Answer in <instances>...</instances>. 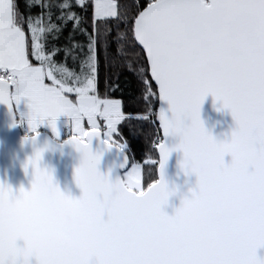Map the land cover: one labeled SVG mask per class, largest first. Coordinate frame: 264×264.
Masks as SVG:
<instances>
[{
	"label": "snow or ice",
	"instance_id": "snow-or-ice-1",
	"mask_svg": "<svg viewBox=\"0 0 264 264\" xmlns=\"http://www.w3.org/2000/svg\"><path fill=\"white\" fill-rule=\"evenodd\" d=\"M123 71L143 85L149 107L141 121L154 116L162 137L180 138L174 148L160 138L159 160L145 161L158 163V180H150V167L146 175L130 162L118 127L137 124V114L110 97L120 87L112 77ZM208 95L231 112L230 141L205 130ZM150 98L165 101L171 115L153 113ZM22 99L21 122L35 133L25 138L34 155L24 170L31 166L34 180L18 194L0 184V247L10 248L30 223L55 218L108 249L109 264H264L257 255L264 248V0H0V104L14 112ZM61 115L72 122L67 143L85 155L75 170L78 199L39 167L48 145L35 147L37 129L47 119L58 136ZM94 139L117 151L124 180L101 174ZM172 151L183 152L180 167L197 183L168 215L164 169ZM241 213L245 232L233 225ZM72 256L58 245L47 264H76ZM0 264L14 261L0 257Z\"/></svg>",
	"mask_w": 264,
	"mask_h": 264
},
{
	"label": "water",
	"instance_id": "water-1",
	"mask_svg": "<svg viewBox=\"0 0 264 264\" xmlns=\"http://www.w3.org/2000/svg\"><path fill=\"white\" fill-rule=\"evenodd\" d=\"M154 83V82H153ZM163 108L168 112V105L165 101L159 100L158 109ZM200 119L204 123V127L209 131L217 141H230L232 131L236 127L235 121L230 110L222 108L220 102H214L211 95H208L205 102L201 106ZM190 122V121H189ZM158 124V120H156ZM15 124V126H13ZM159 126V124H158ZM162 136V130H160ZM35 135V134H33ZM32 135H24L18 122L17 111L10 112L9 107L0 104V184H5L12 188L13 192L18 194L21 187L25 191L31 190V184L34 180V170L31 166L27 172L24 170V164L27 159L34 155V146L31 142H25L26 137ZM64 141L56 140L47 132H39L35 147L50 146V150L45 151L44 158L41 162V169L51 172L53 184L61 190L65 195L78 199L82 192L75 184L74 172L78 165V154L70 144ZM162 140L169 148H174L179 144V137H162ZM56 145H64L63 149H57ZM92 150L94 153H101V161L98 166L101 174L109 175L112 181L117 177L121 180L125 169H120L117 165L120 162V157L115 149L104 151L100 146L99 141H92ZM159 157V151L157 148ZM183 160L182 151H172L169 160L164 169V178L170 189L178 187L179 191L176 195L169 198L168 204L164 207V211L168 215H173L174 210L180 206L183 195L189 194L188 189L193 188L196 184L197 177L194 174L185 175L184 170L180 167V162ZM231 161V156L225 157V162ZM131 162V159H130ZM157 180L159 179V166L157 168ZM104 195L99 192L98 201H103ZM105 213V217H106ZM59 230H64L69 233L67 239H57L56 235ZM43 232L52 240V249L58 245H64L73 253L74 245L78 242H87V240L77 236L71 229L70 224L64 219H51L46 221H35L28 225L24 234L31 232ZM20 236V237H21ZM50 254V253H49ZM257 255L264 259V248L258 249Z\"/></svg>",
	"mask_w": 264,
	"mask_h": 264
},
{
	"label": "trees",
	"instance_id": "trees-1",
	"mask_svg": "<svg viewBox=\"0 0 264 264\" xmlns=\"http://www.w3.org/2000/svg\"><path fill=\"white\" fill-rule=\"evenodd\" d=\"M51 2V0H49ZM146 2V0H142ZM131 61H134V57L129 58ZM113 83H118L120 87L116 91H110L111 98L121 99L122 101V110L125 113H135L137 115L133 116L132 119L137 121V124L134 128L125 127L123 124L118 126L123 132L124 140L128 145V155L131 159V162L140 163L145 169L146 175L147 170L150 167V180H157V168L156 165H147L145 161L149 158L159 160L157 148L154 147L155 140L160 137V129L156 123L154 116H150L147 122L141 121L143 115H147V108L149 107L148 101L143 99L144 88L143 85L138 81L137 77L131 71L121 72L119 78L112 77ZM153 83V82H152ZM154 85V83H153ZM98 88L101 92L104 90L103 81L98 84ZM155 91V86L153 87ZM151 99V111L153 113L157 112L159 100L154 98ZM31 133L29 135H33ZM119 139V138H117ZM146 182H150L146 179Z\"/></svg>",
	"mask_w": 264,
	"mask_h": 264
},
{
	"label": "clouds",
	"instance_id": "clouds-1",
	"mask_svg": "<svg viewBox=\"0 0 264 264\" xmlns=\"http://www.w3.org/2000/svg\"><path fill=\"white\" fill-rule=\"evenodd\" d=\"M205 130L207 131L206 128ZM36 143H37V140L35 142V145ZM71 146L75 150V152L78 154V165L76 166L75 170L77 168H82L85 165L84 152L82 150H77L76 146L74 145H71ZM63 147L64 145H56V148L60 150H62ZM37 148H40V147H37ZM48 150H50L49 145H48ZM44 153L45 151L41 155V161H40L39 167L44 158ZM74 180H75V184L77 185V187H79L83 195V190L76 183L75 172H74ZM195 187H196V184L193 188H189L188 189L189 194L183 195L182 199L185 197H190L191 192L195 189ZM178 191H179L178 187H173L172 189H170L168 186V192H169L168 201H169V198L171 196L176 195ZM98 195H99V192L95 194L96 199ZM168 201H167V204H168ZM233 225L237 230L241 232H245L247 228L246 215L244 213H241L239 216L235 217V219L233 220ZM56 238L57 239H67L69 238V233H67L64 230H59L56 235ZM51 247H52V240L49 238L48 235L44 234L43 232H39V231L31 232V233H28V234H25L19 237L10 248L0 247V257H3L4 259H11L12 261H14V264H47ZM72 258L76 261V264H109L111 260V254H110V251L103 246H100V245L93 246L87 242H78L74 245Z\"/></svg>",
	"mask_w": 264,
	"mask_h": 264
},
{
	"label": "crops",
	"instance_id": "crops-1",
	"mask_svg": "<svg viewBox=\"0 0 264 264\" xmlns=\"http://www.w3.org/2000/svg\"><path fill=\"white\" fill-rule=\"evenodd\" d=\"M21 110L24 111V112L21 111V113H27L28 112V108H23L22 109V107H21ZM20 114L18 113L19 117L21 118V115ZM25 120H26V118H25ZM21 123H22V126H23L24 130H26L29 134H31L32 132L30 131V128H29L28 123H27V120L26 121H23ZM85 127L87 128L86 122H85ZM68 128L71 129V131H72L71 118L68 117V116L61 115L56 120V129H57V132L59 133L58 136L52 131L51 126L49 125L47 119L44 121L43 124H41L39 126V128L37 129V131L38 132H40V131L47 132V133L51 134L55 139L62 140V139H64V131L66 129H68ZM72 135H73V131H72Z\"/></svg>",
	"mask_w": 264,
	"mask_h": 264
},
{
	"label": "rangeland",
	"instance_id": "rangeland-1",
	"mask_svg": "<svg viewBox=\"0 0 264 264\" xmlns=\"http://www.w3.org/2000/svg\"><path fill=\"white\" fill-rule=\"evenodd\" d=\"M21 107H22V109L23 108H27V101L26 100H24V99H22L21 100V102H20V104L17 106V111H18V113L20 114L21 113ZM22 112H24V111H22ZM20 124H21V127H22V129H23V126H22V123H21V121H20ZM23 131H24V129H23ZM143 167V166H142ZM124 178H126V172L124 173Z\"/></svg>",
	"mask_w": 264,
	"mask_h": 264
},
{
	"label": "built area",
	"instance_id": "built-area-1",
	"mask_svg": "<svg viewBox=\"0 0 264 264\" xmlns=\"http://www.w3.org/2000/svg\"><path fill=\"white\" fill-rule=\"evenodd\" d=\"M68 134H70V131L66 130V131H65V135L67 136ZM160 138H161V137H158V138L155 140L154 145H153L154 147H155V143L158 142V140H159Z\"/></svg>",
	"mask_w": 264,
	"mask_h": 264
},
{
	"label": "flooded vegetation",
	"instance_id": "flooded-vegetation-1",
	"mask_svg": "<svg viewBox=\"0 0 264 264\" xmlns=\"http://www.w3.org/2000/svg\"><path fill=\"white\" fill-rule=\"evenodd\" d=\"M124 173H125V172H124ZM124 173L122 174V178H123V180L125 179V178H124Z\"/></svg>",
	"mask_w": 264,
	"mask_h": 264
}]
</instances>
